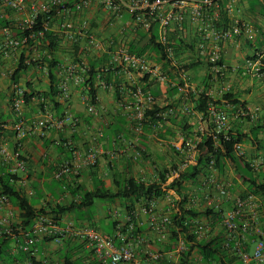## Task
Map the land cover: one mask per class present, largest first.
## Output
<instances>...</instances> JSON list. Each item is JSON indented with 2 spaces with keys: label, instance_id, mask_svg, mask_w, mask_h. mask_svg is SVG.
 <instances>
[{
  "label": "crops",
  "instance_id": "1",
  "mask_svg": "<svg viewBox=\"0 0 264 264\" xmlns=\"http://www.w3.org/2000/svg\"><path fill=\"white\" fill-rule=\"evenodd\" d=\"M26 1L30 8V6H37L45 0ZM62 1L66 4L73 0ZM121 1L123 3H128L131 0ZM236 5L240 7L237 12L242 11V13H244V11H246L248 13L252 9L249 0H239L233 6L232 11L228 13L230 19L233 21L237 20L234 18V8ZM166 9L165 7L164 11H167ZM57 17L59 21L67 17L76 27L79 26L83 20H87L90 30L96 38L106 41L113 39L116 44L119 43L126 46L136 41V38H138L137 34L145 33V31L132 23L131 16L125 9H122L119 16H115L112 13L104 11L99 2L93 3L85 13H59ZM257 20L259 24L255 23V21L250 22L248 19L238 20L251 24L256 30V38L252 42H247L245 38L240 37L234 41L214 44L212 39L201 38L198 25L190 20L189 15H186L184 18L183 41L190 48L187 49V52L178 57L177 65L179 66V60L185 65L191 63H198L199 65L195 67V69L187 71L180 79L168 75L167 72L172 70V66H168L165 69L163 65L157 61L158 56L155 54L147 55L152 61L162 66V69L168 75V82L170 84L151 83L152 85L150 84L149 86L139 78L130 81L134 82L137 86H142V88L149 92L152 89L154 91L158 90L157 96L154 97L157 101L156 105L160 107L175 103L180 95V97H182L187 93L194 94L195 97H197V95L207 87L208 89L206 92L214 103V105H210H213L216 109L217 107H221L223 109L222 111L227 113L229 130L239 127L243 133H246L249 131L250 125L252 124L249 122L252 121L236 117L237 111L241 105L249 107L251 110H257L256 119L264 121V80L254 77L250 73H244L246 61L252 57L254 52L264 50V18L258 17ZM256 25L259 26L257 27ZM54 30H56V28ZM172 30V26H170L167 31L168 37L172 35ZM3 36L4 33L0 32V42ZM199 42L204 43L206 54L217 51L219 59L228 68L223 76L214 78V75L211 74L205 62V58L198 54L197 44ZM65 45L60 47V51L62 52H60L58 56L68 62L70 58H66V51L70 46L67 47ZM81 47L80 50H82ZM84 53L85 52H83V54ZM87 55L90 57L93 56L92 54ZM102 55L105 54H99L98 57H102ZM95 56L96 55H94L93 58ZM6 61L9 60H4L0 55V62L3 64L2 67L0 66V96H8L10 100L9 95H7V89L10 84L5 77L6 71L11 72L13 68L7 65ZM6 66L7 68H5ZM171 74H175V72L171 71ZM29 76L33 77L35 84L37 82L36 78L38 77L41 90H48L49 83L45 75L33 72V75L29 74ZM40 76L42 78H40ZM179 81L187 82L188 89L183 92L179 91L177 97L172 98L168 90L173 87L174 83H179ZM225 85L230 86L229 92L232 96L230 100L231 102H237L236 105L225 103L222 99V96L226 94L222 91ZM36 87H38L37 84ZM70 89L71 97L69 101L66 103H58L62 107L61 112H68L71 114L76 120L75 124L68 123L61 130H48L43 136H40L38 131H34L25 137L19 149L16 147L14 132L10 129L4 132L8 147L11 148L12 151L17 148L20 157L25 161V171L16 174L19 178L17 186L22 189L25 199L36 212L40 210L47 211L49 208H53L56 205H69L71 201H77L79 199L80 192L71 195L72 190L77 187L91 190L99 181H102L106 189L109 190H115L116 184L122 183V181L127 178H134L144 184H159V174L163 171L171 173L182 161H184V156H186L173 147V142H176L182 137L184 141L186 140L185 145H181L184 149L187 143H192L191 140L196 143L195 137L197 136L199 128H204L207 133L209 128L212 127L209 118L194 111L196 115L185 114L189 124L192 126L193 135L189 136L191 137L190 139H187L185 134L177 128L170 126L169 123L163 122H156V124H153L150 122L147 123L148 121L145 120L147 123L146 126L143 125L141 131L136 132L132 128L133 123L128 119L126 112L120 106V102H132L133 98L131 96L125 94L123 97L120 96L117 98L114 92L98 89L97 105L103 107L104 111L100 113L99 116H92L87 112L85 91L81 89L80 86H75L74 84L71 85ZM6 97H4V99H6ZM185 105L193 108L189 103ZM37 107L35 102L26 107L27 109L23 118L29 121L28 123L42 116V112H40ZM46 108L52 112L55 117H59L61 114H55V110L51 107L49 108V106ZM3 113L0 111V121L11 125L15 120V116L13 117L9 111ZM161 118L165 120L166 116ZM99 130L103 133L101 137L97 135ZM258 138L264 141V132L260 133ZM91 146H95L98 150L97 160L94 165L85 167L82 164V160L85 159ZM171 147L175 151L172 150ZM241 149L251 162L260 158L264 159V150L256 152L249 143H244ZM137 151L140 152V156L135 155ZM0 161V165L4 163L2 160ZM3 165H5L9 171V166L7 164ZM62 165H67L68 171L60 179H55L54 174ZM173 167L175 168L172 169ZM260 168L264 172L263 166ZM231 174L232 171L228 167L222 175L216 171L212 172L204 169L198 177V181L200 182L199 187L202 188L198 187L193 191V186L189 183H185L184 193L186 197L194 196L198 199V202H201L200 198L203 196L204 199V196H206L205 192H207L208 195L214 198L217 204H222L226 213L233 208L234 200L237 197H244L247 194L246 186L243 185L235 175ZM210 177H214L217 181L228 186V196L226 198H220L212 185L204 186L205 180ZM160 185L162 191H164L166 185ZM163 195H165L164 192ZM159 202H162V207L159 206ZM155 203L158 205V209L156 206V210H159L158 212L166 211L168 206L163 196L157 198ZM93 206H95V211L91 214L82 212L84 213L82 219H75L76 216L73 213L58 215L57 218L61 221V224L65 220H72L77 226H86L89 225L86 217L90 216V224H92V227L105 234H112L117 223L126 221L128 212L125 208V203L122 201H117L114 204L96 201ZM194 206L197 208L196 203ZM10 208L14 213L13 222H15L17 208L13 204H10ZM139 209H137V213H139ZM113 211H117L120 217H112L110 212ZM258 214L262 227H264L263 215H261L259 210ZM5 217L6 210L0 209V229H2L1 221L4 220ZM137 219L140 220L138 227L140 226V229L143 230H140L138 233L148 242L150 231L146 228V218L143 214L139 213ZM22 243L23 240L17 237V239L15 238L13 240L12 247L18 249ZM37 244L38 259L45 262V264H61L63 249L66 245H68L71 250L73 260L82 258L85 261L88 259L93 261L90 251L85 249L84 245L77 240L65 239L62 241L61 246H56L53 242L47 240H39ZM246 244L249 245L250 250L253 249V243L251 241H248ZM92 263L96 264V261L94 260Z\"/></svg>",
  "mask_w": 264,
  "mask_h": 264
},
{
  "label": "built area",
  "instance_id": "2",
  "mask_svg": "<svg viewBox=\"0 0 264 264\" xmlns=\"http://www.w3.org/2000/svg\"><path fill=\"white\" fill-rule=\"evenodd\" d=\"M239 0H131L128 3H123L121 0H77L72 11L65 8L62 0H45L37 6L26 4V0H0V7L9 9L17 14H25L28 12L23 24L32 25L33 20L38 13L48 12L52 7L58 9V13L64 14H81L85 13L93 3L99 2L104 11L119 16L122 9H125L131 16L132 23L147 32L154 22L158 23L159 38L158 41L165 45L167 43V31L172 23L179 24L184 20L186 15H189L190 20L198 25L201 38L212 39L214 44L234 41L237 38L243 37L247 42H252L256 38V30L247 22H239L238 20L227 27L221 23V3H226L227 12H231L233 6ZM167 8V11L165 10ZM61 33L65 38L63 41L69 45L82 46V52L86 54L98 55L106 54L107 61L104 71L111 74V79L98 83V88L103 91L121 92L120 96H124L127 90H130L132 102H120V106L124 109L128 119L133 123L132 128L136 132H140L143 123L146 120L145 113L157 104L155 97L148 91L137 86L133 80L139 78L145 84H168V75L162 69V66L146 56L131 54L124 44L115 43L113 39L103 40L96 38L90 30L87 20H83L79 26H74L73 23L64 17L61 20ZM4 38L0 42V55L4 60L17 61L18 51L25 42V39L18 40L10 36L9 31L3 30ZM199 56L205 58V62L209 67L214 78L221 77L227 71V66L221 62L217 51H212L206 54L204 43L197 44ZM166 52L170 59L174 62L172 52L166 48ZM28 64V62L26 61ZM175 65V62L173 63ZM89 71L88 66L84 61L79 63L66 62V69L60 75L58 82V102L66 103L71 97L69 83L75 86H80L83 83L85 74ZM244 73H250L252 76L264 80V50L256 51L250 59L246 61ZM122 77V78H121ZM130 81V84H129ZM170 84V83H169ZM173 86H176L174 83ZM13 95L10 98V111L17 117L22 114L23 93L22 89L13 86ZM188 89V83L183 81V85L178 87L180 92ZM222 91L228 93L230 86H223ZM97 100V99H96ZM87 112L92 116H99L104 111V108L99 105L89 103V99L85 98ZM208 115L212 125V136L215 144L218 145V137L228 140L229 132L228 115L222 110L216 109L213 105L208 107ZM173 110L168 108L163 116L172 114ZM182 112L187 115H196L191 107L184 105ZM257 110H251L249 107L241 105L237 111L236 117L253 121L256 119ZM68 123H76V120L65 112L63 116L55 117V115L45 108L42 116L31 123H27L24 119L14 121L10 126L0 124V159L9 166L11 174L24 172L26 168L25 161L21 159L18 151H9L3 132L10 129L14 132L16 147L19 149L21 142L28 134L38 131L40 136L48 130H61ZM102 131L99 130L98 136H102ZM206 134L204 128H199L196 139V144L187 143L183 149L182 143L184 139L180 137L176 142H173V147L184 155L182 161L170 174H168L167 183L178 178L179 174L184 172L186 168L193 165L194 158L197 155L196 145L201 142L202 136ZM240 154L244 151L240 148ZM136 156H140V152H136ZM98 150L95 146H91L83 159L82 164L85 167L92 166L96 163ZM213 162L209 163V170L214 172L212 168ZM254 170H258L264 166V159L260 158L251 162ZM68 171L67 165H62L54 174L55 179H60ZM205 185H212L217 191L220 198L228 196V186L217 181L214 177L205 180ZM163 195L167 209L164 212H155L156 203H152L148 208L141 207L139 213L148 215L150 229L155 234L160 242H166L169 238V225L171 215H179V204L184 200V197L178 194L175 190H164ZM204 199L206 205L216 208L217 202L214 198L205 192ZM187 208L196 203L193 197H187ZM256 196L247 194L244 197H237L234 200V206L231 210L224 214L222 226L224 229L225 242L224 248L229 249L232 244L234 250L238 252L241 264H264V231L260 225V217L258 214L259 203ZM0 209L6 210V217L1 221L2 229L0 235L4 232L10 233V226L13 224L14 213L10 208V201L6 195L0 194ZM139 213L135 211L131 213L135 219ZM112 217L116 218L119 214L117 211L110 212ZM186 225V223H185ZM4 229V230H3ZM204 231V230H203ZM199 236H201L200 233ZM17 237L23 240L20 249L29 253L30 257H35L38 253L36 244L39 240H48L56 246H61L65 239H73L84 245L85 249L89 250L93 261L96 264H176L180 256L186 251V244L182 237H179L175 247L170 251L151 250L144 237H142L135 228V223L126 217L125 222L116 224L112 234H105L96 228L86 225L77 226L72 220L61 221L50 214L37 213L32 221V224L27 232L20 231ZM250 241L253 243L252 250H245L244 243ZM90 259L84 264H93ZM15 264H45V262L36 259L35 261L27 259L23 262Z\"/></svg>",
  "mask_w": 264,
  "mask_h": 264
},
{
  "label": "trees",
  "instance_id": "3",
  "mask_svg": "<svg viewBox=\"0 0 264 264\" xmlns=\"http://www.w3.org/2000/svg\"><path fill=\"white\" fill-rule=\"evenodd\" d=\"M76 1L77 0H73L72 2L64 4L65 8L72 11ZM26 4L28 5L27 1ZM249 4L252 8V13H255L257 17L264 18V0H249ZM57 13L58 9L52 7L48 12L38 13L32 25H27L15 22V18H12L15 13L9 9L0 7V31H9L10 36L14 39H25L24 44L19 50L15 68L7 73V79L10 84L8 88L9 97L11 98L13 95V86H17L22 89L23 107L24 105L29 106L35 102L40 112H45V108L49 106V108L51 107L55 110V114L61 113L59 115L60 117L63 116L64 113L61 112L62 107L57 101L58 82L60 75L63 74V70L66 69V61L58 56V54L62 52L60 51V47L65 44L67 47L70 46L66 51V58H70L68 62L70 61L75 64L84 61L88 66L89 71L85 74V78L80 87L85 91V95L87 99H89L90 104H97L98 83L101 81H108L112 76L108 71H104L105 63L108 59L106 54L102 55V57H98L97 55L93 58V56L90 57L87 54L85 55V53L83 54L80 50V46L69 45L62 40L65 36L59 29L61 19L60 21L58 20ZM220 15L223 26L227 27L233 23V20H231L228 15L226 3L224 2L221 3ZM171 26L173 29L172 35L169 37L168 35L166 36L167 43L165 45L158 41V23L154 22L147 32L137 34L138 38H136V41L128 44L127 48L128 51L134 55L148 57L147 55L155 54L158 56L157 61L163 65V68L166 69L168 66H172L171 71H174L175 74H171V71L167 72L170 77L181 79L187 71L195 69L199 64L191 63L185 65L179 60V66L177 65L178 57L187 52V49L190 47L183 41L184 20L180 24L182 27L181 29L179 28V24L175 22L172 23ZM55 28L56 30H54ZM166 48L171 50L175 65L172 59L169 58ZM10 61H12V59H10ZM0 66H3L1 62ZM5 68H7V66ZM33 72L38 74L42 73L47 77L49 83L47 91H42L36 87L37 83L35 84L33 77L29 76V74L33 75ZM36 79L39 80L38 77ZM145 80L146 78L142 81ZM22 81L24 83L23 86L21 85ZM175 84L176 86L168 90L172 98L177 97L179 94L178 87H181L183 82L179 81V83ZM148 85L150 86V84ZM207 89L206 87L197 97H195L194 94L187 93L182 97H180V95L175 103L168 104V106H153L152 109L147 110L145 113L146 121H148L147 123H169L170 126L177 128L185 134L187 139H190L191 137L189 136L193 135L192 126L189 124L188 118L182 112L183 105L189 103L192 105L193 111L209 118L207 110L209 105H214V103L207 94ZM157 91L158 90L154 91L152 89L150 93L153 96H157ZM124 93L131 96L130 90ZM114 94L119 98L121 92L115 90ZM231 98L230 92L222 96L225 103L236 105L237 102H231ZM168 108H171L173 112L167 115L165 120H163L161 118L162 114H164ZM217 109L223 110L221 107H217ZM19 118L24 119L21 114L20 117L15 116L14 121H17ZM146 121L143 123L144 126L147 124ZM249 123L252 124L248 132L243 133L239 127L231 129L227 134L228 140L223 139L221 136L218 137V145L215 144L211 134L212 127H210L207 133L202 136L201 142L196 145L197 155L194 158L193 165L188 166L184 172L179 174L178 178L170 183H167L168 174H170V172L167 171H163L159 174V184H144L134 178H127L122 181V183L116 184L115 190H109L106 189L102 181H99L91 190L82 189L80 187L72 190L71 195L80 192L77 201H71L70 204L66 206L56 205L53 208H49L47 211L40 210L36 212L29 205L24 197L22 189L17 186L19 178L16 174H11L6 166L3 165L5 163H2L0 165V194L6 195L10 204L16 206L17 209L15 213V222L10 226V233L7 234L3 231L0 235V264H15L27 259L33 261L38 259V254H36L35 257H30V254L24 252L22 249L12 247L13 240L15 238L17 239V233L20 231L27 232L37 213L50 214L54 217L73 213L76 216L75 219L78 220L80 218L82 219L84 216L82 212L92 207L96 201L101 203L108 202L111 204L122 201L125 203V208L128 212L127 217L130 218V221L135 223L136 231H143L140 229V226L138 227L140 220L135 219L131 213H134L141 207L148 208L152 203L156 202L157 198L162 197L163 191L160 184L166 185L165 190H175L184 197V200L179 204L180 214H172L170 217L169 238L166 242L158 241L155 234H153L150 229L148 215H144L146 218V228L150 231L148 235L150 238H148L147 244L150 246L149 248L151 250L161 249L162 251H170L175 247L178 238L182 237L186 244V251L180 256L176 264H241L238 252L234 250L232 244L229 249L223 246L225 236L222 221L225 209L222 204H217V208L214 205L209 207L206 205L202 196L200 201L205 204L204 207L202 206L200 209H197L194 205H191V207L187 208L188 201L184 193V185L185 183H189L195 186L201 171L204 169L209 170L210 161L213 162L212 168L221 175L228 167L235 177L246 186L247 194L257 197L260 204L258 210L261 212V215H263L262 218L264 219V172L261 168L254 170L246 154H240V148L244 143H249L256 152L264 150V141L258 138V135L264 132V121L256 119ZM0 124L6 125V123L2 121H0ZM185 141L182 143L183 145H185ZM191 141L192 143L194 142L193 140ZM193 144L196 143L194 142ZM172 150L174 149L172 148ZM15 151H17V148H15L14 152ZM174 168L175 167L172 169ZM155 212L158 211L155 209ZM86 218L89 225L92 226V224H90L91 217L89 216ZM262 229L264 231V227H262ZM197 233H200L201 236ZM246 243L247 242L244 243L243 247L245 250L249 251V245ZM36 247H38V244H36ZM84 263L85 260L82 258L73 260L68 245L64 247L61 264ZM163 263L166 264V261Z\"/></svg>",
  "mask_w": 264,
  "mask_h": 264
},
{
  "label": "rangeland",
  "instance_id": "4",
  "mask_svg": "<svg viewBox=\"0 0 264 264\" xmlns=\"http://www.w3.org/2000/svg\"><path fill=\"white\" fill-rule=\"evenodd\" d=\"M245 4V3H244ZM244 4H242V5H244ZM238 8L240 9V7L238 6V5H236L235 6V8H234V18L235 19H237V20H240V19H242V20H246V19H248L250 22H254L255 21V23H258L257 21V15L255 14V13H252L251 11L250 12H246V11H244V13H242V11L241 12H237V10H238ZM15 13V12H14ZM27 11H26V13L25 14H17V13H15L13 16H12V18H15L16 19V22L18 23H24L23 22V19H25V17H26V15H27ZM243 16V17H242ZM242 17V18H241ZM260 18V17H259ZM259 24V23H258ZM257 27L259 26V25H256ZM1 32V31H0ZM2 33V32H1ZM3 38H4V36H3ZM18 55H19V51H18V54H17V57H18ZM7 62V65H9L11 68H15V61L14 60H12V61H6ZM8 70H9V68H8ZM8 71H6V80H8L7 79V76H8ZM0 77H1V75H0ZM40 78H42L41 76H40ZM37 82V86L39 87L38 89H40L41 90V87H40V81L39 80H36ZM23 81L21 82V85L23 86ZM71 85H72V83H69V89H70V87H71ZM8 90V89H7ZM70 92H71V89H70ZM7 95H9V94H7ZM4 97H6L5 95H1L0 96V111H1V113H3V112H5V111H9V113L12 115V116H14L12 113H11V111H10V104H9V99H8V96L6 97V99H4ZM27 106H25L24 105V107L22 108V117H24V114H25V111H26V108ZM122 108V107H121ZM37 109L38 110H40L39 109V107H37ZM4 114V113H3ZM24 120H25V118H24ZM26 121V120H25ZM34 121V120H33ZM32 121V122H33ZM29 121H27V123H28ZM6 125H8V126H10V124H6ZM7 148L9 149V151H12V149L11 148H9L8 146H7ZM1 160V159H0ZM1 162V161H0ZM231 175H234L233 173L231 174ZM201 179V178H200ZM200 186V182L199 181H197V184L195 185V186H193V187H195V188H193L192 187V189H193V191L194 190H196L198 187ZM199 188H202V187H199ZM193 198L195 199V201H196V207H197V209H200L202 206L204 207L205 206V204H203V202H198V199L196 198V197H194L193 196ZM161 203V204H160ZM156 206H157V209H158V205H157V203H156ZM159 206L160 207H162V202H159ZM95 211V206H93V207H91V208H88L87 210H85L84 211V213L85 214H91V213H93ZM159 211V210H158ZM119 214V213H118ZM120 217V214L116 217V218H119ZM260 225H261V227H262V224H261V222H260Z\"/></svg>",
  "mask_w": 264,
  "mask_h": 264
}]
</instances>
